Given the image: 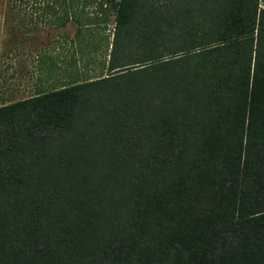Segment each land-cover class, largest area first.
<instances>
[{
  "label": "trees",
  "instance_id": "16d2710c",
  "mask_svg": "<svg viewBox=\"0 0 264 264\" xmlns=\"http://www.w3.org/2000/svg\"><path fill=\"white\" fill-rule=\"evenodd\" d=\"M51 3L113 39L0 106V264H264L262 0Z\"/></svg>",
  "mask_w": 264,
  "mask_h": 264
},
{
  "label": "rangeland",
  "instance_id": "374dc122",
  "mask_svg": "<svg viewBox=\"0 0 264 264\" xmlns=\"http://www.w3.org/2000/svg\"><path fill=\"white\" fill-rule=\"evenodd\" d=\"M25 1L14 4L13 0H0V106L105 73L101 63L107 60L113 39V17L107 24L101 18L100 25L77 36L73 21L65 27L57 25L66 13L56 3L52 4V0ZM87 43L96 46L95 54L91 44L87 54L86 50L79 51V47ZM17 52L22 53L23 58ZM86 57L91 60L87 61ZM26 69L33 74L42 70L49 76L43 75L45 80L27 83L10 79L14 78L12 71ZM71 73H75V81L69 78Z\"/></svg>",
  "mask_w": 264,
  "mask_h": 264
},
{
  "label": "crops",
  "instance_id": "0c3cea01",
  "mask_svg": "<svg viewBox=\"0 0 264 264\" xmlns=\"http://www.w3.org/2000/svg\"><path fill=\"white\" fill-rule=\"evenodd\" d=\"M21 31H22V29H20ZM19 30V31H20ZM17 54H20L21 55V58H23V54L22 53H20V52H17ZM26 57V56H25ZM26 61V60H25ZM21 63V62H20ZM11 75H13L14 76V78L12 79V78H10L11 80H15V81H17V82H32V81H34L35 79L39 82L40 80H45V79H43L42 78V76L43 75H45L46 76V78L49 76V73H45V74H43V72H42V70H40V71H36L34 74L32 73V72H30V71H28L27 69L26 70H24V71H12L11 73H10ZM70 77L69 78H71L72 79V81H75L76 79H75V73H71V75H69ZM29 98V97H28ZM26 99V98H25Z\"/></svg>",
  "mask_w": 264,
  "mask_h": 264
}]
</instances>
